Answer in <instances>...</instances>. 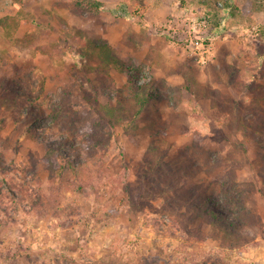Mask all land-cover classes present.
I'll use <instances>...</instances> for the list:
<instances>
[{"label":"rangeland","instance_id":"rangeland-1","mask_svg":"<svg viewBox=\"0 0 264 264\" xmlns=\"http://www.w3.org/2000/svg\"><path fill=\"white\" fill-rule=\"evenodd\" d=\"M93 1L0 0V264H264V0Z\"/></svg>","mask_w":264,"mask_h":264},{"label":"trees","instance_id":"trees-1","mask_svg":"<svg viewBox=\"0 0 264 264\" xmlns=\"http://www.w3.org/2000/svg\"><path fill=\"white\" fill-rule=\"evenodd\" d=\"M86 3L90 8L95 9L96 11H99L103 7L102 3L97 2V1H93V0H87ZM223 7H224L225 11H227V9H229V6L227 4H224ZM95 47H96V51L100 53V56L102 58V60H101L102 64H106V65H104V67H109L108 65L117 66L118 59L116 57V54H115V52L112 51V49L108 45L97 44ZM97 69L98 68H96V70ZM125 71H129V73H132V76H134L133 72H136L135 67H131V66H130V68H128ZM136 91H137L136 94H137L138 101L142 102L145 105L148 104L149 101H151V96L144 93L142 91V88L139 91L136 89ZM98 101H99V106H101V108H103V109H106V107L104 105H102V103L99 99H98ZM109 108H114V107H109ZM141 113H144L143 109L141 110ZM62 169L71 170L76 175L81 174V170H79V167L77 165L73 164L72 162H70L69 160L63 161ZM62 178H63V176H62ZM150 184H151L150 182L146 183L147 186H149ZM199 189H201V188H198V190ZM207 189H208V192H206V196L204 197V200L206 202V205H209V211L210 212L206 215L210 216L214 219L212 221L213 225H219L221 222H223V215H222V213H220L219 211L214 209L213 206H211V204H212V202L214 203V201H215L216 204L218 205V207H221L223 209H227V207L225 206L226 202H225V200H223V197L219 196V193H217L216 191H214L210 188H207ZM212 194L215 196V198H211ZM201 211H202V209H200L198 211L199 215H202L203 213H205L204 211H202V212ZM231 225H233V224H231Z\"/></svg>","mask_w":264,"mask_h":264}]
</instances>
